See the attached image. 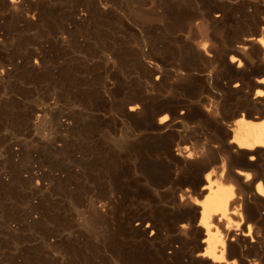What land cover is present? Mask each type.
Here are the masks:
<instances>
[{"label":"bare ground","instance_id":"6f19581e","mask_svg":"<svg viewBox=\"0 0 264 264\" xmlns=\"http://www.w3.org/2000/svg\"><path fill=\"white\" fill-rule=\"evenodd\" d=\"M0 264H264V0H0Z\"/></svg>","mask_w":264,"mask_h":264},{"label":"rangeland","instance_id":"374dc122","mask_svg":"<svg viewBox=\"0 0 264 264\" xmlns=\"http://www.w3.org/2000/svg\"><path fill=\"white\" fill-rule=\"evenodd\" d=\"M134 28H136L137 30L139 29V28H137L136 26L134 27ZM122 35V33L121 32H118L117 34H116V36H121ZM79 41L81 42V44H83L84 42H85V40H84V36H80L79 38ZM94 47V45H92V48ZM98 55V54H97ZM97 55H95L94 57H93V61H98V56ZM100 70H102L101 68H100ZM111 72H113V70L111 71ZM110 72V73H111ZM131 77H134L132 74H131Z\"/></svg>","mask_w":264,"mask_h":264}]
</instances>
